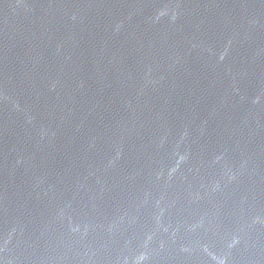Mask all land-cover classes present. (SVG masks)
Instances as JSON below:
<instances>
[{"label": "water", "instance_id": "water-1", "mask_svg": "<svg viewBox=\"0 0 264 264\" xmlns=\"http://www.w3.org/2000/svg\"><path fill=\"white\" fill-rule=\"evenodd\" d=\"M141 264H264V253H228L181 257Z\"/></svg>", "mask_w": 264, "mask_h": 264}]
</instances>
